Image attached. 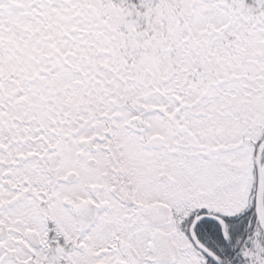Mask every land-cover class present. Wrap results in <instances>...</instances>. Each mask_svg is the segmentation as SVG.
I'll list each match as a JSON object with an SVG mask.
<instances>
[{"label":"snow or ice","instance_id":"snow-or-ice-1","mask_svg":"<svg viewBox=\"0 0 264 264\" xmlns=\"http://www.w3.org/2000/svg\"><path fill=\"white\" fill-rule=\"evenodd\" d=\"M0 264H264V0H0Z\"/></svg>","mask_w":264,"mask_h":264}]
</instances>
